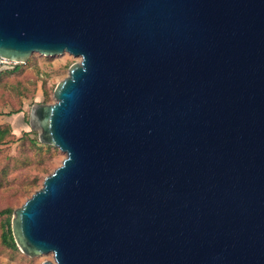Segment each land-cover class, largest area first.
<instances>
[{
    "label": "water",
    "instance_id": "95a60500",
    "mask_svg": "<svg viewBox=\"0 0 264 264\" xmlns=\"http://www.w3.org/2000/svg\"><path fill=\"white\" fill-rule=\"evenodd\" d=\"M66 52L29 124L67 157L14 209L19 249L264 264V0H0V56Z\"/></svg>",
    "mask_w": 264,
    "mask_h": 264
},
{
    "label": "rangeland",
    "instance_id": "374dc122",
    "mask_svg": "<svg viewBox=\"0 0 264 264\" xmlns=\"http://www.w3.org/2000/svg\"><path fill=\"white\" fill-rule=\"evenodd\" d=\"M80 57L70 53L45 56L33 53L25 63L0 71V128L10 132L0 142V264H42L53 253L31 257L5 240L8 217L40 189L44 178L67 157L54 145L40 142L29 118L37 103L52 104L55 87L69 76ZM35 183L31 185L30 183ZM31 186H30V185ZM11 209V213H2Z\"/></svg>",
    "mask_w": 264,
    "mask_h": 264
},
{
    "label": "trees",
    "instance_id": "16d2710c",
    "mask_svg": "<svg viewBox=\"0 0 264 264\" xmlns=\"http://www.w3.org/2000/svg\"><path fill=\"white\" fill-rule=\"evenodd\" d=\"M16 66V65H15ZM10 132L9 129H1L0 128V142L1 140H3L5 138V136ZM41 142V141H40ZM43 143V142H41ZM45 144V143H43ZM46 145H50V144H46ZM31 185L35 184L34 182L33 183H30ZM29 184V185H30ZM30 185V186H31ZM12 210L11 209H6L5 211H2V213H11ZM11 218L8 217L7 221H6V226L8 227L7 229V233L4 235L5 236V240L6 242H8V245L11 246L12 248H17V244L14 240V237H13V233H12V228H11Z\"/></svg>",
    "mask_w": 264,
    "mask_h": 264
},
{
    "label": "built area",
    "instance_id": "2783aa9c",
    "mask_svg": "<svg viewBox=\"0 0 264 264\" xmlns=\"http://www.w3.org/2000/svg\"><path fill=\"white\" fill-rule=\"evenodd\" d=\"M17 64L18 63L13 61V60H10L8 58L0 56V67L5 66V65H7V66H15Z\"/></svg>",
    "mask_w": 264,
    "mask_h": 264
}]
</instances>
